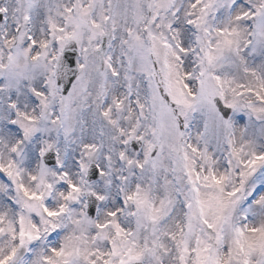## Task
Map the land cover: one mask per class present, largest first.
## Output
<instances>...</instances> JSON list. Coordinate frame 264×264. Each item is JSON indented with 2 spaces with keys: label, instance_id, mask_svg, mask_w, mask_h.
<instances>
[{
  "label": "snow or ice",
  "instance_id": "1",
  "mask_svg": "<svg viewBox=\"0 0 264 264\" xmlns=\"http://www.w3.org/2000/svg\"><path fill=\"white\" fill-rule=\"evenodd\" d=\"M0 264H264V0H0Z\"/></svg>",
  "mask_w": 264,
  "mask_h": 264
}]
</instances>
